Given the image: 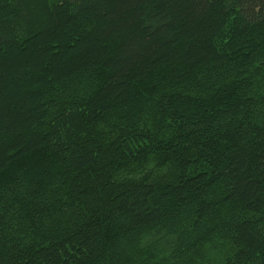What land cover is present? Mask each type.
I'll use <instances>...</instances> for the list:
<instances>
[{
  "label": "trees",
  "instance_id": "trees-1",
  "mask_svg": "<svg viewBox=\"0 0 264 264\" xmlns=\"http://www.w3.org/2000/svg\"><path fill=\"white\" fill-rule=\"evenodd\" d=\"M0 264H264V0H0Z\"/></svg>",
  "mask_w": 264,
  "mask_h": 264
},
{
  "label": "rangeland",
  "instance_id": "rangeland-1",
  "mask_svg": "<svg viewBox=\"0 0 264 264\" xmlns=\"http://www.w3.org/2000/svg\"><path fill=\"white\" fill-rule=\"evenodd\" d=\"M26 7H27V11H29L30 10V12H32V14H31V19L32 18H34L35 19V16H36V14L33 12V7L31 6V3H29V4H26ZM28 16V15H27ZM26 19H28L27 17H26ZM29 22L31 21L30 19L28 20ZM153 178V177H152Z\"/></svg>",
  "mask_w": 264,
  "mask_h": 264
}]
</instances>
